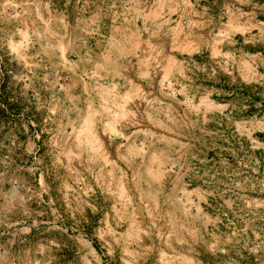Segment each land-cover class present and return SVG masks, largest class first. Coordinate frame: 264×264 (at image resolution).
I'll list each match as a JSON object with an SVG mask.
<instances>
[{"label":"rangeland","instance_id":"rangeland-1","mask_svg":"<svg viewBox=\"0 0 264 264\" xmlns=\"http://www.w3.org/2000/svg\"><path fill=\"white\" fill-rule=\"evenodd\" d=\"M0 264H264V0H0Z\"/></svg>","mask_w":264,"mask_h":264}]
</instances>
